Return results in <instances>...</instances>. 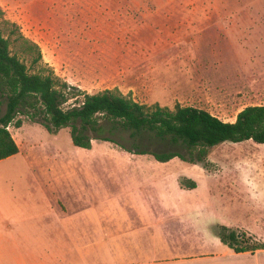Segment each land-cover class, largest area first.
Listing matches in <instances>:
<instances>
[{
	"label": "rangeland",
	"instance_id": "rangeland-1",
	"mask_svg": "<svg viewBox=\"0 0 264 264\" xmlns=\"http://www.w3.org/2000/svg\"><path fill=\"white\" fill-rule=\"evenodd\" d=\"M211 13L251 16L252 34L261 38L264 56V0H0V29L30 72L44 66L88 93L117 89L147 105H192L233 121L243 107L264 104V76L252 84L221 87L227 91L195 82L172 90L161 83L188 81V70L177 78L170 75L171 65L181 64L187 54L189 16ZM20 35L38 45V64H30L35 53L24 51ZM236 63L226 61L222 71L248 77L249 63ZM256 66L263 68L264 63ZM19 117L21 126L16 127L14 120L9 127L23 141L20 153L1 161L0 172L14 175L8 184L15 185L18 195H29L20 181L25 174L30 173L31 181L36 176L37 187L46 183L32 194V209L43 206L35 202L41 191L51 193L54 208L57 198L58 205L71 203L77 191H82L89 209L95 201L105 204L110 197L122 202L129 193L145 198L154 212L180 211L182 219L172 217L166 223L172 226L183 221L180 234L196 230L199 237L218 240L214 225L220 224L264 241V143L251 139L219 142L210 148L205 165L178 156L159 161L150 153L124 148H134L136 140L130 131L103 119L99 133L88 131L99 138H92L91 147L84 148L72 143L68 127L50 131L37 120ZM139 149L176 151L189 158L186 149L170 141L148 139ZM181 177L194 180L196 186L181 187ZM187 217L199 228L188 225ZM209 244L213 249L217 243Z\"/></svg>",
	"mask_w": 264,
	"mask_h": 264
},
{
	"label": "crops",
	"instance_id": "crops-1",
	"mask_svg": "<svg viewBox=\"0 0 264 264\" xmlns=\"http://www.w3.org/2000/svg\"><path fill=\"white\" fill-rule=\"evenodd\" d=\"M189 17L187 54L181 64L173 61L170 74L178 78L181 71L188 70L189 79L161 82L163 86L175 90L191 87L195 82L227 91L221 87L252 84L253 79L264 76V67L256 66L264 63V56L260 52L261 38L252 34L251 16L211 13ZM228 60L231 65L248 62V77H241L234 70L222 71ZM151 86L154 88L153 82ZM8 129L18 145V154L23 141ZM30 176L25 174L20 180L29 193L25 196L15 194V185L8 184L14 181L13 174L0 172V264H264V248L235 252L217 236L218 240L199 237L196 230L180 234L178 228L183 221L166 224L172 217L182 219L180 211L173 210L170 215L159 209L154 212L145 198L129 193L122 202L110 197L102 204L98 199L89 209L82 191H77L71 203L58 205L57 198L56 208L51 193L41 191L35 202L43 206L32 209L30 198L43 184L37 187L36 176L32 175L33 181ZM187 219L192 228L198 227L191 217ZM209 243L217 244L211 249Z\"/></svg>",
	"mask_w": 264,
	"mask_h": 264
},
{
	"label": "trees",
	"instance_id": "trees-1",
	"mask_svg": "<svg viewBox=\"0 0 264 264\" xmlns=\"http://www.w3.org/2000/svg\"><path fill=\"white\" fill-rule=\"evenodd\" d=\"M26 52L34 51L30 64H38L41 52L38 45L19 36ZM21 115L41 122L48 130L68 127L72 143L90 148L88 131L99 133L101 120L113 127L130 131L136 142L127 150L150 153L159 161L175 156L205 165L209 150L222 141L237 142L251 139L264 143V104L247 105L237 112L233 121H224L209 111L176 104L173 108L158 104L147 105L133 100L117 89L88 93L57 77L53 70L40 66L30 72L26 63L10 49V38L0 29V159L18 152L9 126L15 120L21 126ZM100 139L109 140L106 137ZM170 141L187 150L189 158L180 152H146L139 149L146 140ZM184 188L196 186L194 180L181 177ZM214 234L235 252L264 248V242L238 228L215 224Z\"/></svg>",
	"mask_w": 264,
	"mask_h": 264
}]
</instances>
